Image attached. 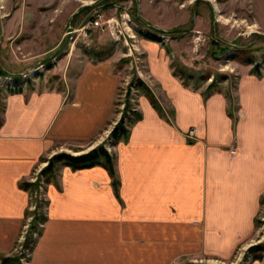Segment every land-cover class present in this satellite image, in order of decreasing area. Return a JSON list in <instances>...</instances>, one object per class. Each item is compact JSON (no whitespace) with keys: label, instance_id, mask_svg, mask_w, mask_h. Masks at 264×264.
I'll use <instances>...</instances> for the list:
<instances>
[{"label":"crops","instance_id":"crops-1","mask_svg":"<svg viewBox=\"0 0 264 264\" xmlns=\"http://www.w3.org/2000/svg\"><path fill=\"white\" fill-rule=\"evenodd\" d=\"M50 1L60 14L70 11L64 26L82 23L100 6V1L77 0L64 10L69 0ZM50 1L31 0L34 9L18 7L0 23V56L5 45L13 54L9 69L55 51V38L41 34L49 23L36 21L39 6L42 11ZM137 2L153 26L166 30L184 23L178 17L149 18L145 4ZM28 42L42 49L20 54ZM110 46L104 60L71 52L20 92L2 88L0 264L14 254L33 172L58 153L59 143H89L114 116L125 70L120 64L127 60L122 47ZM140 46L145 53L141 78L161 108L141 94V118L126 140L107 147L118 185L102 165L58 167L47 185L48 214L28 264H229L255 245L264 199V66L260 75L244 66L229 97L224 90L206 96V87L186 86L174 74L158 42L141 37Z\"/></svg>","mask_w":264,"mask_h":264},{"label":"rangeland","instance_id":"rangeland-1","mask_svg":"<svg viewBox=\"0 0 264 264\" xmlns=\"http://www.w3.org/2000/svg\"><path fill=\"white\" fill-rule=\"evenodd\" d=\"M90 1L92 0H86V3ZM97 1H100V6H96L97 10L92 9L88 17L96 14V12L98 11H105L106 14L113 16L116 13V11L114 10L115 7L113 8L114 2H119L118 6L124 7L125 0H94V3ZM111 1L113 2L111 3ZM137 1H142V3L145 4V13L149 18L153 19L156 16L164 17L166 19L178 17L182 21L184 20V23L180 26H177L176 28L166 29L167 31L171 30V32L159 33V36L163 43H158L160 47H162V49H166V52L169 55L172 63L176 61L178 62V64L186 66L188 69H192L196 73V75H211L208 80H190L189 86H198L197 88L206 87V91L209 85L212 84L213 81H215V89H217V91L224 90L229 97L231 95L230 91L235 86L238 76L244 69V66L249 65L253 68V66L258 64L260 66V71L261 68H263L264 0H134L130 9V14L135 24L137 25L136 31L138 40L136 41V46L138 51L136 55L139 56L140 59L138 60L139 63L137 67L134 66V68H132L129 63L130 58L125 59L127 60L125 61L126 63H124V60H122L120 64V66L124 67L125 70L123 71L124 73L122 75L121 83L116 97L114 116L112 117L106 128L101 131V133L93 141L83 144L72 142L59 143L57 148L58 153H85L90 147H92V145L97 144L99 141L103 142L106 147H109L110 143L113 140L111 131L123 115L122 112L124 104H126L124 112L126 111V109H129L130 112L136 111L138 109L142 90L139 87L137 88V91H134L130 88L136 76H139L141 78L143 72L142 70L144 69L145 53L140 46V39L141 37H143L141 36L140 31L145 30L147 27L137 18V16L143 18L140 15V12H138ZM75 2H77V0H69L64 10H69L71 7L70 5ZM104 3H106L107 5H105ZM32 5H34V3H32L31 0H1L0 23H3L7 19H9L16 8L20 7L24 10L26 9V11H29L34 9V7L32 8ZM51 5L52 1H50L46 7L43 6V12L40 11V6L39 8L37 7V11L40 14L38 13L36 21H44L49 23L50 26L48 27V29L41 34H44L45 37L48 36L50 39L51 37L55 38L54 41L56 42L55 44H57V46L55 47V51L58 50V52H56V54H53L55 52L54 51L52 52V54H48L43 57L39 56L38 58L31 60V62L29 63H20L17 68H15L13 64V67L9 69L8 62L11 58H13V54L12 52H10V47L8 45H5L4 47H2V56H0L1 69L5 68L7 70H10L12 73L16 72V76H18L19 71H25L32 66L34 67L31 69V71L39 65L44 64L43 70H45L48 68V63H51L52 65L56 64L61 58L67 56L71 52L73 53V55L75 51H77L78 53H82L83 55L85 54L82 51L83 47L95 48L97 50L103 48H111L110 45L111 43H113V40L110 38L111 34L109 32H97L91 36V39L88 42L79 41L74 49L68 51L67 45H65L63 39V35L67 26L70 24L64 26L65 24H63V21L67 18L70 11L67 15L60 14L58 12L59 10H57L53 6L50 7ZM54 5L56 6L57 4L55 3ZM136 6L137 11L135 10ZM88 11L84 12V15H86ZM118 12L116 14H118ZM79 18L82 19L81 16ZM186 18L188 19L185 20ZM61 27H65L63 28V35H60L59 28ZM178 27L181 28L178 29ZM3 37L4 34L3 36H0V38ZM98 41L101 42L99 43ZM226 42H238L240 45L249 48L248 50L250 51V53L248 54L252 55V57L254 56V64L242 63L241 60L243 57L240 60L233 58V56L237 55L235 46L228 45V47L230 46V48H228L226 51L219 50L218 48L220 46L227 47ZM167 46L171 47V52L167 50ZM20 47H22L19 48V51L21 52H19L20 54L26 52L27 54L35 55L42 49V46H40V43L38 42H28L24 45L22 44ZM122 50L123 52H125L126 48L123 47ZM213 52L215 53V55H213ZM3 57L5 59H3ZM41 71H38L36 75L32 74L31 78L28 79L27 84H29V81L34 82L33 79L37 78L36 76ZM223 75H225L224 79L221 78ZM44 79V77L39 78L40 81H44ZM52 79L50 80V83L48 82V84L54 83V80L52 81ZM0 85L2 84L0 83ZM131 91L134 92L131 93ZM47 165H45V167ZM60 165L61 164L55 165L56 172ZM41 168L36 169L32 174L31 181L34 186H32L30 198L34 197L36 190H38L39 193L41 184H39L40 182L39 180H37V177L40 178L41 175H43L44 177V182L46 181L45 191L47 192V176L44 174V168L41 172H39ZM32 203L37 205V211L31 208ZM48 208L49 206L46 193L42 201H40L39 198L37 199L36 197H34V201L29 202L26 217L24 219L21 232L18 236L13 254V256L18 257L23 264L29 263L34 244L40 237L41 231L45 225ZM39 219L42 220L43 225L38 223ZM258 221L259 234L255 239V242L253 243L255 245L260 242H264V199L262 201V207L259 213ZM23 231H25V234L23 239L21 240ZM36 231H40L37 237L35 236ZM20 240L21 242L19 244ZM29 248L31 249V252L30 255L27 256V250ZM249 249L250 248H248L247 251L243 252L239 251L236 258L234 259L235 261L229 264H253L255 262H257L258 264H264V255L262 259L255 258L254 254L251 253Z\"/></svg>","mask_w":264,"mask_h":264},{"label":"trees","instance_id":"trees-1","mask_svg":"<svg viewBox=\"0 0 264 264\" xmlns=\"http://www.w3.org/2000/svg\"><path fill=\"white\" fill-rule=\"evenodd\" d=\"M135 10L137 11V6H136ZM136 13H138V12H136ZM137 18L143 24H145V26L148 28V29L146 28L143 31H140L141 36H143L146 39L163 43L160 36H159V33L171 32V30L167 31L165 29H160V28L155 27V26L153 27V25H151L150 23H148L147 21H145L143 18H141L139 16H137ZM180 28L181 27H178V29H180ZM175 30H177V29H175ZM226 45H227V47H221L220 46L218 49L221 51H226L228 48H230V46L228 47V45L235 46L237 55L233 56V58L240 60L243 57L241 60L242 63L254 64V62H255L254 56L252 57V55L248 54V53H250V51L248 50L249 48H246L245 46L240 45L238 42H232V43L226 42ZM82 49H83L82 51L94 61L104 60L107 57H109L110 53H111L109 48L108 49L103 48V49L97 50L95 48H88V47L84 48L83 47ZM167 50L169 52H171V47L167 46ZM219 50H218V52H219ZM213 55H215L214 52H213ZM244 56H246V57H244ZM123 58L127 59L125 57H123ZM50 67H52V64L48 63V68H50ZM172 68H173L174 74L176 76H179L183 80V83L186 86H189L190 80H196V81L208 80L211 77L210 74L196 75V73L192 69H188L186 66H182L181 64H178V62H176V61H174L172 63ZM252 71L258 75L261 74L260 66L258 64L253 66ZM23 74L20 76H12V75H9L6 70L1 69V67H0V77H12L16 81V83H15V85H13V87L8 86V87H10L8 89V91L11 93L21 91V89H22L21 87L23 85L20 84L19 81L22 79ZM221 78L224 79L225 75H223ZM134 80L138 84V85H136V88L139 87L142 90V94H144L150 100L152 105L156 109H160L161 107L159 105V102H158L155 94L150 89V87L143 81V79L136 76ZM29 84H31V81H29ZM214 84H215V81H213V83L210 84L209 87L207 88V90L204 92V94L206 96L210 95L214 91H217V89H215L216 87H214L215 86ZM197 87H194V88H197ZM2 94H3V90H2V87L0 86V112L3 108V103H2V99H1ZM132 111H133V109H132ZM141 116L142 115L138 109L136 111H133V112H130L129 109H126V111L123 113L122 117L120 118V120L116 124V126L111 131V136L113 139L112 143L114 144L121 139L126 140L130 134V127L133 124H135L141 118ZM47 161L49 163L43 170L44 174L47 176V182H49L55 178V175H56L55 165H58V164L67 165V166L72 167L73 169H81V168L93 167L96 165H102L108 170L109 174L113 177L114 185H118V181L116 179L115 168H114V156L108 151L107 147L104 144H100L97 147H95V148H93L90 151L85 152V153H79V154H73V153L71 154L68 152L57 153L53 157L48 159ZM25 186L31 187L32 184L29 183V184H26ZM249 251L254 254L255 258L262 259L263 255H264V242H260L256 245L251 246ZM2 263L3 264H23L21 262V260L16 256H9V257L4 256V257H2ZM184 264H215V263L186 262Z\"/></svg>","mask_w":264,"mask_h":264},{"label":"built area","instance_id":"built-area-1","mask_svg":"<svg viewBox=\"0 0 264 264\" xmlns=\"http://www.w3.org/2000/svg\"><path fill=\"white\" fill-rule=\"evenodd\" d=\"M133 1L134 0H125L124 7H119V6L115 7L114 10L116 11V13L118 11L120 12H118V14L115 13V15L113 16L106 14L105 11H98L96 12V14L90 17H87V19L80 24L68 25L65 30L64 36H63L65 45H67V50L71 51L72 49H74L79 41L88 42L91 39V36L94 35V33L109 32L111 34L110 38L113 40L115 45L117 46L121 45L126 48L125 56L130 57L129 63L132 66V68H134V66L137 67L139 63L138 60L140 59L139 56L136 55L138 51L137 46H136V41L138 40L137 31H136L137 25L135 24L130 14V9L132 7ZM42 69H44V64L39 65L37 68H35V70H33V72L24 74L23 78L19 81V83L26 82V80L29 77H31L32 74ZM0 80H3V81H0V83L2 84L0 85L1 87H4V86L13 87L14 83H16V81L12 77H5L4 79L0 78ZM134 81L132 82L130 89L137 91V88L135 89L137 84H136V81L135 82ZM134 91H131V93ZM125 106L126 104H124L123 106L122 113H124V110L126 108ZM194 133H195V130L192 129L189 131L188 135L192 137L194 136ZM231 152L232 153L236 152V149L233 146H231ZM41 171L42 169H40L39 172ZM37 180H39L40 182L39 184H41V186L39 188V193H38V190L35 191L34 197H36L37 199L39 198L40 201H42L46 193L45 191L46 183L44 182L43 175H41L40 178L37 177ZM34 197L30 198V202L34 201ZM31 208L37 211V205H35L34 203H32ZM38 223L43 225V222L41 221V219H39ZM39 232L40 231L35 232L36 237L38 236ZM24 234H25V231H23L22 233L21 240L23 239ZM21 240L19 241V244ZM30 252H31V249L29 248L27 250V256L30 255Z\"/></svg>","mask_w":264,"mask_h":264},{"label":"bare ground","instance_id":"bare-ground-1","mask_svg":"<svg viewBox=\"0 0 264 264\" xmlns=\"http://www.w3.org/2000/svg\"><path fill=\"white\" fill-rule=\"evenodd\" d=\"M115 44V43H114ZM121 46V45H120ZM122 48H123V46H121ZM125 52H123V54H124ZM125 58H130L129 56H125V54L123 55ZM37 68V67H36ZM33 70H35V69H33ZM33 70L31 71H28L27 73H30V72H33ZM43 70V69H42ZM39 71H41V70H39ZM38 72V71H37ZM37 72H35L33 75H36V73ZM24 74H26V73H24ZM24 74H23V76H24ZM139 77V76H138ZM0 78H2V79H4L5 77H0ZM23 78V77H22ZM29 78H31V77H29ZM28 78V79H29ZM28 79L26 80V82H23V83H20V84H22L23 86H24V84H27V82H28ZM14 85H15V83H14ZM5 87V86H4ZM8 87V86H7ZM3 88V87H2ZM135 89H136V87H135ZM117 124V123H116ZM42 221V220H41Z\"/></svg>","mask_w":264,"mask_h":264}]
</instances>
